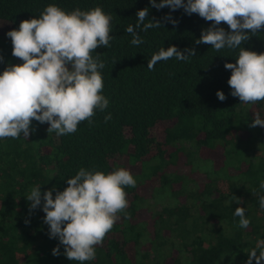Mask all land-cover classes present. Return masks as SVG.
<instances>
[{
    "label": "trees",
    "instance_id": "1",
    "mask_svg": "<svg viewBox=\"0 0 264 264\" xmlns=\"http://www.w3.org/2000/svg\"><path fill=\"white\" fill-rule=\"evenodd\" d=\"M49 4L65 11L101 6L111 13L115 38L111 47L96 50L105 62L103 94L109 106L74 134L57 137L47 133L46 123L34 121L36 131L29 139L0 140V264H79L51 254L58 241L49 239L42 211L29 217L25 197L36 184L62 191L80 167L108 173L124 162L135 168L131 173L137 182L125 188L128 216L120 214L96 248V259L84 264H244L257 239H264V209L254 194L264 195L259 187L264 128L249 127L253 115L230 95L231 71L224 64L235 63L238 50L216 52L210 45H195L210 22L183 9L172 13L178 25L141 32L145 42L133 46L125 27L135 25L138 10L148 7L150 18L157 19L169 12L167 7L157 11L149 0H0V29L5 34L18 29ZM170 45L195 47L197 55L187 63L161 61L149 71L148 59ZM242 47L264 52V31ZM0 55L5 60L0 73L9 62L22 63L12 56L6 35L0 37ZM218 90L225 101L216 96ZM255 107L264 117V102ZM108 113L112 118L105 123ZM159 123L165 124L162 139L153 134ZM202 148L220 150L217 165L199 156ZM235 196L243 203H228ZM236 207L246 208L249 228L236 226Z\"/></svg>",
    "mask_w": 264,
    "mask_h": 264
},
{
    "label": "clouds",
    "instance_id": "2",
    "mask_svg": "<svg viewBox=\"0 0 264 264\" xmlns=\"http://www.w3.org/2000/svg\"><path fill=\"white\" fill-rule=\"evenodd\" d=\"M149 4L157 11L167 7L169 12L157 19L150 18L148 7L138 10L135 25L125 27L133 46L145 42L141 32L147 33L167 23L178 25L173 12L183 9L188 16L196 14L210 23L202 28L195 45H210L216 52L238 50L235 63L224 64L231 71L227 81L230 95L238 98L240 104L264 102V52L242 47L264 31V0H149ZM112 19L111 13L101 6L65 11L49 4L38 17L22 20L18 29L6 33L11 40L12 56L22 63L9 62L0 73V140L29 139L36 131L34 121L39 125L46 123L47 133H55L57 137L74 134L82 122L91 125L97 111L108 108L109 99L103 94L105 62L96 50L111 47L110 42L115 38L111 34ZM196 55L195 47L182 50L176 45L161 47L148 59L147 68L153 71L157 63L173 58L187 63ZM3 63L4 57L0 55V64ZM216 96L220 101L227 99L220 90ZM111 118L108 113L105 123ZM248 126L264 128L260 111L253 113ZM65 182L67 187L62 191L56 186L43 190L40 184L31 187L25 197L28 215L37 210L44 213L42 220L48 226L47 235L58 241L51 250L54 257L64 255L69 261L84 264L96 259V248L102 246L121 219L120 214L127 218L129 201L125 188H135L137 182L124 167L113 168L108 173L80 167ZM259 187L264 192V181ZM254 194L259 198V207L264 209V195L255 191ZM233 202L239 205L243 200L235 196L228 203ZM246 212L245 207H236L233 213L239 217L236 226L241 229L251 224ZM24 222L30 224V219ZM253 261L264 264V239H257L244 264Z\"/></svg>",
    "mask_w": 264,
    "mask_h": 264
},
{
    "label": "rangeland",
    "instance_id": "3",
    "mask_svg": "<svg viewBox=\"0 0 264 264\" xmlns=\"http://www.w3.org/2000/svg\"><path fill=\"white\" fill-rule=\"evenodd\" d=\"M3 30H4L3 28L0 29V37H4V35H6L4 33L5 31H3ZM245 108L252 115H253L254 112L257 111L255 105H252V104H245ZM164 126H165L164 123H159L153 129V134H155L157 136V138H159V139H162ZM198 154L202 158H206L207 157L209 159H212L214 161L215 165H217L218 161L221 159V152H220L219 149L208 150V149L202 148ZM124 168L130 169V171H134V169H135V168L131 167L130 164L125 163V162H124ZM196 176H197V178L200 177L199 175H196ZM149 189H151V186H150V184H147L145 186V191H149ZM142 216L144 218L148 217V211L145 208L142 209Z\"/></svg>",
    "mask_w": 264,
    "mask_h": 264
}]
</instances>
